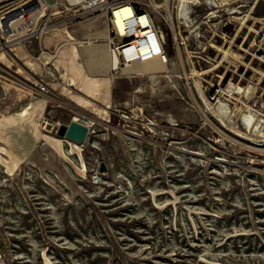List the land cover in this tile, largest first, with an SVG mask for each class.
Segmentation results:
<instances>
[{
    "label": "rangeland",
    "instance_id": "obj_1",
    "mask_svg": "<svg viewBox=\"0 0 264 264\" xmlns=\"http://www.w3.org/2000/svg\"><path fill=\"white\" fill-rule=\"evenodd\" d=\"M138 1L164 38L166 72L90 70L105 54L78 47L73 84L80 74L110 81L91 100L73 87L83 98L70 97L48 67L46 118L92 120L81 145L43 130L29 110L18 115L22 90L36 96L46 67L26 66L20 50L14 65L0 54V264H264V136L241 121L246 106L264 119V0H198L188 4V25L177 18L178 0H168L172 20L166 2ZM90 29L103 31L101 20L60 31L85 42ZM56 35L42 40L49 51ZM196 81L211 107L227 105L226 125ZM229 82L249 91L229 98Z\"/></svg>",
    "mask_w": 264,
    "mask_h": 264
},
{
    "label": "built area",
    "instance_id": "obj_2",
    "mask_svg": "<svg viewBox=\"0 0 264 264\" xmlns=\"http://www.w3.org/2000/svg\"><path fill=\"white\" fill-rule=\"evenodd\" d=\"M162 1L166 2V17L172 20L173 9L168 0ZM142 4L138 0H0V54L14 65L20 61L17 54L20 50L33 62L46 67L44 75L35 79L34 85L39 93H46L48 88L44 79L53 78L48 67L55 59L56 51L45 48L43 38L54 30L95 17L103 22L106 37H94L92 41L104 42L119 68L152 59L167 64L164 38ZM170 30L174 31L172 23ZM32 42L36 43L35 49ZM34 50L38 51L37 55ZM0 65H4L1 60ZM47 122L52 121L42 118L41 128L56 131L59 124L52 122L49 126ZM88 128L90 132L89 124ZM99 176V172H93L91 184H98Z\"/></svg>",
    "mask_w": 264,
    "mask_h": 264
},
{
    "label": "bare ground",
    "instance_id": "obj_3",
    "mask_svg": "<svg viewBox=\"0 0 264 264\" xmlns=\"http://www.w3.org/2000/svg\"><path fill=\"white\" fill-rule=\"evenodd\" d=\"M225 1L223 2L222 5H225V4L228 5V3L225 2ZM206 2L209 3V4L211 3L213 6L216 5V0H214L215 3H213V2H211L209 0H206ZM196 3H198V0H178L177 1V3H176L177 4V8H176L177 9V18L180 20V22L185 23L186 25H188V19H189V17H188V12H189L188 4H196ZM230 9H232V8H230ZM129 13H132V11L129 12ZM189 21H191V20H189ZM53 32H57V35H56L55 39H53V42L54 43L57 42V44L55 45V48H54L55 51H56V57L53 60V62H51V66L54 68V70L57 73H59L60 78L67 85H73L72 76L74 74H76V72L80 71L79 68L77 67V61H78L77 60V49H78L77 46L84 47V48H86V50H89V52H99V51H101V52H103L105 54L103 60H96L94 58H91L89 60V63H88L89 66L88 67H89L90 70L98 67V68H101L102 70H104L106 73L107 72H111L112 75H126L127 77H134V76L143 77V76H146V75L155 76V75H157L159 73L161 74V73L166 72V69H167L166 68V64L162 63L158 59H152V60L145 61V62H142V63H135V64H132V65H130L128 67H125V68H119L118 66H116V61L109 54L107 46H105V48H102V47L101 48H97L95 46V43L92 41L93 40L92 38H94V37H100V38L106 37L105 29L103 31L96 30L94 35L93 34H87L86 37H85L86 38L85 42H83L81 40L77 41L75 39V37H73V35L68 30H64L63 32L60 31V30H54ZM93 43H94V45H93ZM2 57H4L3 54H2ZM233 57H234V55H233ZM57 59H59L61 61H64V62H66L68 64V66H69L68 67L69 68V70H68L69 73L68 74H66L65 72H63L61 69H59L57 67V65H56V60ZM235 59H237V58L235 57ZM26 63L32 67L31 59H27ZM195 83H196V85L198 87V90H199V92L201 94V97L204 100L207 108L210 109L211 111H213L214 115L217 116L219 118V120L224 125H226L224 117L226 116V113H227V105L221 101V102H219V104L217 105L216 108L211 107L209 105V103L206 101V99L204 98V96H203V94H202V92H201V90L199 88V85H198L197 81ZM234 83L229 82L227 84L226 89L224 90V92L226 93L225 95L228 96L229 98H232V96L234 94L239 95L241 93H244V92L247 93L249 91V90H247V88L245 90L240 85H237V84H234ZM248 95L249 94H247L246 96H248ZM22 111L23 112L18 114L19 116L25 117L26 115H28V109L27 108L23 109ZM251 111H253V110H251L248 106H246V109H244L243 113L241 114V121H242V124L244 125L243 127H245V129L247 130L248 133H250V132L252 134L259 133L260 135L264 136V134H262L264 132H261V128H260L261 124H264V119H261V117L259 119L255 118V117H257V115L255 116L254 115L255 112H251ZM229 113H230V111H229ZM96 114L99 115V116L101 115L98 110L96 111ZM262 115H264V114H262ZM74 119H77V118L75 117ZM47 124L49 126L53 125L52 122H47ZM88 124H89L90 128H93L94 122L92 120H90ZM262 127H264V125H262ZM233 128H235V127H233ZM232 130H235V129H232ZM90 131H91V129H90Z\"/></svg>",
    "mask_w": 264,
    "mask_h": 264
},
{
    "label": "crops",
    "instance_id": "obj_4",
    "mask_svg": "<svg viewBox=\"0 0 264 264\" xmlns=\"http://www.w3.org/2000/svg\"><path fill=\"white\" fill-rule=\"evenodd\" d=\"M102 24H103V22H102ZM103 27H104V25H103ZM95 31H96L95 29H93V31L90 29L88 31V34L94 35ZM71 33L74 35V34H76V31L71 30ZM92 39H94V38H92ZM105 46L106 45H104L103 47H105ZM78 47H80V46H77V48ZM87 53L89 54L88 51H87ZM78 55H79V50L77 49V56ZM89 56H90V54H89ZM56 65L59 69H61L66 74L69 73V71H68L69 66L66 62L57 59ZM77 65H78V61H77ZM74 78H75V84L67 85L64 83V81L60 78V75H59V79H60L59 84H60V86L63 87V89L68 94H70V97L83 98V97H80V96L72 93V91L70 90V89H72V87L81 91L82 93H84L91 100H95V99L101 97L105 91L106 92L109 91L110 81L109 82H103V81L99 80L98 77H91L89 75L87 77H84L83 74L76 75ZM95 80L97 81V84H95V82H94ZM22 92L24 93V94H22V99H23L22 100V104H23L22 109L27 108L29 110V116L32 117L33 120L41 121L42 118H46V114L49 111H52V110H49L50 109L49 107H53L54 105L48 106L46 96L43 95V93H39L36 88L34 91L36 96L34 95L32 97H29V95H30L29 92L23 91V90H22ZM84 99H86V98H84ZM80 117L82 118L83 116L80 115ZM72 118L74 119L75 117L70 116V119L68 120V122L66 124H68L72 120ZM76 118H78V117H76ZM84 118H85L86 122L89 123L90 119L88 117H84ZM23 124L25 126V122H23ZM16 129L20 130V128H16ZM21 129H25V128L23 127Z\"/></svg>",
    "mask_w": 264,
    "mask_h": 264
},
{
    "label": "water",
    "instance_id": "obj_5",
    "mask_svg": "<svg viewBox=\"0 0 264 264\" xmlns=\"http://www.w3.org/2000/svg\"><path fill=\"white\" fill-rule=\"evenodd\" d=\"M126 41L128 38L125 39ZM89 128L88 124L84 117L72 119L68 124H59L56 129V135L65 139L72 141L76 144L81 145L87 134H88ZM106 166L103 162L100 163L99 166V172H105Z\"/></svg>",
    "mask_w": 264,
    "mask_h": 264
}]
</instances>
